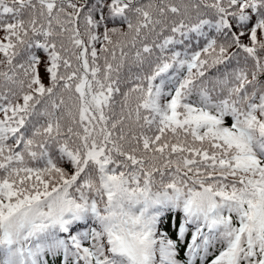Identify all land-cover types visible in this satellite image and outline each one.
<instances>
[{
    "label": "snow or ice",
    "instance_id": "1",
    "mask_svg": "<svg viewBox=\"0 0 264 264\" xmlns=\"http://www.w3.org/2000/svg\"><path fill=\"white\" fill-rule=\"evenodd\" d=\"M0 32V264H264V0H0Z\"/></svg>",
    "mask_w": 264,
    "mask_h": 264
},
{
    "label": "trees",
    "instance_id": "2",
    "mask_svg": "<svg viewBox=\"0 0 264 264\" xmlns=\"http://www.w3.org/2000/svg\"><path fill=\"white\" fill-rule=\"evenodd\" d=\"M2 35H3V33L0 32V36H2ZM177 220H178V217H177ZM170 221H171V214L165 215L163 217L162 221H161L160 230L164 231V232H167L171 238L175 239V230L171 227V222ZM189 238H190V234H189ZM46 258L49 260V264H51L52 257L51 256H47ZM179 258L181 260L184 259L183 248L181 249ZM210 258H211V256L209 257V259ZM57 259L59 260L60 258H57ZM69 264H71L70 260H69ZM197 264H200L199 260H197Z\"/></svg>",
    "mask_w": 264,
    "mask_h": 264
}]
</instances>
